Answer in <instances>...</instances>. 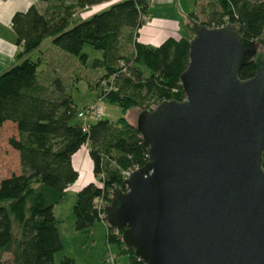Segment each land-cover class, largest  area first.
Returning <instances> with one entry per match:
<instances>
[{
    "label": "trees",
    "instance_id": "16d2710c",
    "mask_svg": "<svg viewBox=\"0 0 264 264\" xmlns=\"http://www.w3.org/2000/svg\"><path fill=\"white\" fill-rule=\"evenodd\" d=\"M38 1L51 3L52 8L39 12L30 6L12 16L11 28L20 51L15 64L0 75V127L5 123L14 126L16 136L9 138L7 145L17 154L19 164L18 174L0 180V251L12 239V214L21 228L15 263L53 264V256L62 249L56 220L52 206L45 205L33 186L42 185L62 196L78 177L71 157L86 146L99 184L89 182L77 191L71 209L74 230L89 233L93 223L99 221L106 228L108 244L126 253L129 264H143L122 244V230L110 228L100 219L103 211L98 213L94 203L101 200L107 206L113 189L124 191L121 172L140 169L147 162V149L139 133L124 119L110 123L100 118L82 132L76 114L83 108L73 105L60 75L52 68L57 77H49L48 71L38 70L42 58L32 61L28 57L50 40L53 48L73 56L84 67L86 55L82 49L88 46L101 53V59L90 66L102 72L93 87L97 99H106L121 111L133 107L151 111L163 101L183 100L178 78L188 64L191 36L167 38L155 47L137 42L136 32L147 16L149 0H73L67 8L53 4L60 0ZM101 6L90 16L79 17ZM189 18L191 25L207 28L236 25L245 41L264 42V0H216L197 5ZM123 39L132 47L129 55L125 54ZM255 69L253 61L247 62L238 78H251ZM261 167L264 171V153ZM28 199L31 204L25 215ZM59 264L74 262L63 257Z\"/></svg>",
    "mask_w": 264,
    "mask_h": 264
},
{
    "label": "water",
    "instance_id": "95a60500",
    "mask_svg": "<svg viewBox=\"0 0 264 264\" xmlns=\"http://www.w3.org/2000/svg\"><path fill=\"white\" fill-rule=\"evenodd\" d=\"M191 29L184 98L139 113L147 162L103 219L143 264H264V51L236 25Z\"/></svg>",
    "mask_w": 264,
    "mask_h": 264
},
{
    "label": "rangeland",
    "instance_id": "374dc122",
    "mask_svg": "<svg viewBox=\"0 0 264 264\" xmlns=\"http://www.w3.org/2000/svg\"><path fill=\"white\" fill-rule=\"evenodd\" d=\"M55 4L61 8H67L73 5V0H60L58 3L55 2L54 5ZM103 7L104 6H101L100 8H91L88 11L80 13L79 17L86 18ZM154 7L160 12H157V17L158 15L163 18L171 17V13L168 11L169 5L155 3ZM178 17L180 16L178 15ZM153 18L152 16L149 17V20L142 24V29L140 30L151 28L159 32L160 35L156 38V41H150L157 44L158 42H161L159 41V38H161L164 33L162 26L155 27L154 25H151L154 22ZM175 20L176 25H178L179 28V26H181V23L179 22L180 18H175ZM199 20L202 21V18H199ZM180 29L182 30V27H180L179 30ZM186 34L192 37L190 25L187 27ZM128 35L129 34H125V37ZM125 42L126 39H123L125 54L129 55L132 51V47L131 45L128 46ZM263 51L264 42L260 41L259 46L257 47V52L262 53ZM82 53L86 55L84 67L79 65L76 58L73 56L59 52L49 44H44V46L41 47L39 54H31L30 60L36 61V58H42L43 63L39 66L38 70L41 69L45 72L48 71L47 73L49 74V77H57L52 68L57 71L66 86L65 90L76 109L93 105L96 108L98 118L100 119L108 120L110 123H115L118 119H124L129 125L136 126L138 115L143 109L133 107L126 111H121L120 108L109 103L108 100L103 98L97 99L96 91L93 87L100 79L102 72H99L98 69H91L90 66L94 60L101 59V53L94 51L88 46L83 47ZM49 67H51V70L48 69ZM139 70L144 75L148 74V71L142 67H139ZM94 121L95 119L91 118L88 120L89 123H93ZM14 133L13 127L9 125H7L5 129L0 130V136H3L4 138L0 143V162H5L9 169L5 172L0 167V178L10 176L12 171L17 169L18 162L15 152L8 148L6 142L7 138L14 136ZM71 166L77 172L78 177L76 181L65 190L62 196L58 197L56 193L42 185H36L34 188L35 194L41 195L45 205L52 206L53 215L56 220V228L62 249L53 256V264H59V261L63 257L72 259L74 264H108L106 261L107 258L114 259L117 264H129L126 253L121 254L115 244L107 243L105 238L106 228L101 222L95 221L89 233L76 232L74 230L71 209L77 191L89 182L99 184V181L93 176V164L86 146H82L73 154L71 157ZM30 204L31 200L28 199L25 204V215H28L29 213ZM9 219L12 239L6 248L0 251L1 264H15L17 243L21 235L20 225L14 220L12 214H9Z\"/></svg>",
    "mask_w": 264,
    "mask_h": 264
},
{
    "label": "crops",
    "instance_id": "0c3cea01",
    "mask_svg": "<svg viewBox=\"0 0 264 264\" xmlns=\"http://www.w3.org/2000/svg\"><path fill=\"white\" fill-rule=\"evenodd\" d=\"M149 1L150 2H149V7L147 9V16H146L147 20H149V17L151 16L152 18L154 17L153 18L154 22L151 25H154L155 27L162 26L163 27L162 30L164 34L162 35L161 38H159V41L161 42L154 44L150 41H156V38L159 37L160 35L159 32L151 28H147L148 30L147 29L140 30L142 29V26H141L136 32L135 39L139 43L150 45L153 47L158 46L160 43H162L167 38L179 39L180 37H183L187 32V27L191 25V20L189 17L191 14L196 12V6L200 4L216 2V0H149ZM155 3L157 4L164 3L166 5H169L168 11L169 13H171V17L163 18V17H159V15L157 17V12L159 11L158 9H155L154 7ZM30 6H34L36 9H38L39 12H44L45 10L47 11L52 8L51 3H48V4L40 3L38 0H4L0 2V75L4 71H6L9 67H11L13 64H15L16 55L20 51V47H18L16 44V37L11 28V18L15 13H24ZM178 15L180 17H178ZM175 18H180L179 22L181 23V26H179V28L182 27V30L181 29L179 30L178 25H176ZM44 44L50 45V40H46L39 47L38 50L34 51L31 54H39L40 49L42 46H44ZM31 54L28 57L29 59H30ZM7 125L12 126L15 132L14 126L10 123L3 124L0 127V130L5 129ZM15 136H16V132L14 133V136L12 137H15ZM8 139L9 138H7L6 142L8 141ZM3 140H4L3 136H0V143ZM15 156L18 162V157L16 153H15ZM0 167L5 172L9 170L7 165L3 161L0 162ZM18 173H19V164L17 165V169L15 171H12V174L16 175ZM4 178H7V177H3V178L1 177L0 180ZM35 186L36 185L33 186V190Z\"/></svg>",
    "mask_w": 264,
    "mask_h": 264
},
{
    "label": "built area",
    "instance_id": "2783aa9c",
    "mask_svg": "<svg viewBox=\"0 0 264 264\" xmlns=\"http://www.w3.org/2000/svg\"><path fill=\"white\" fill-rule=\"evenodd\" d=\"M2 1H4V0H0V2H2ZM145 21H147V17H144L142 19L143 23ZM76 118L80 122L81 131L86 132L88 130V127H89L88 120L90 118L91 119H97L98 118V112L93 105L85 106V107H83V109H81L80 111L77 112ZM135 170H137V169H132V170H128L125 172H121L122 180L127 179L128 176ZM94 203H95L96 210L98 213H100L101 211L104 210V205H103L101 200H96ZM99 217H100V219H103V212H102V215H100ZM106 261L108 262V264H117L116 261L112 258H107Z\"/></svg>",
    "mask_w": 264,
    "mask_h": 264
}]
</instances>
